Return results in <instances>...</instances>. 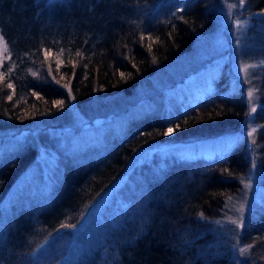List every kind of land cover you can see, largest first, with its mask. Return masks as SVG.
Wrapping results in <instances>:
<instances>
[{"label": "trees", "instance_id": "1", "mask_svg": "<svg viewBox=\"0 0 264 264\" xmlns=\"http://www.w3.org/2000/svg\"><path fill=\"white\" fill-rule=\"evenodd\" d=\"M218 2L188 0L167 17L162 0H0V31L9 52L0 78V130L30 127L43 115L52 118L58 100L81 108L93 96L131 91L155 67L187 50L196 33L213 28ZM255 4L264 9V0ZM262 51L264 57V43ZM256 85L253 144L264 184V65ZM160 104L148 99L89 149L70 153L45 195L21 186L36 146L23 141L14 150L17 142L0 138V264H27L34 247L77 223L138 153L161 143L174 147L162 162L154 158L138 168L134 189L140 190L128 188L134 206L96 264H228L224 258L195 259V242L240 191L250 148L239 139L227 147L200 141L188 149L177 143L235 131L247 114L243 85L221 66L200 97ZM171 127L174 133L165 135ZM240 238L251 257L264 264V198ZM192 240L194 245L188 244Z\"/></svg>", "mask_w": 264, "mask_h": 264}, {"label": "rangeland", "instance_id": "2", "mask_svg": "<svg viewBox=\"0 0 264 264\" xmlns=\"http://www.w3.org/2000/svg\"><path fill=\"white\" fill-rule=\"evenodd\" d=\"M162 1L168 6L167 17L177 15L188 2ZM255 1L219 0L213 28L196 33L187 50L155 67L150 75L140 78L131 91L93 96L81 108L70 103L58 105L52 118L43 115L41 120L27 128L1 129L0 138L3 140L26 141L36 146V159L26 169V179L21 183L25 191L47 194L70 153L80 154L89 149L111 128L131 118L139 105L148 99L158 98L162 107H170L200 97L213 73L222 66L243 85L246 117L228 135L177 144L192 149L193 144L200 145V141H212L216 147H227L234 145L237 139L243 140L250 148V165L240 179V191L230 197L222 216L212 220L207 231L197 233L203 238L195 242L194 258L205 263L224 258L223 262L228 264H261L251 257L249 246L240 238L244 223L261 211L264 198L262 171L253 144L257 128L253 109L259 106L257 73L264 65V9L257 10ZM8 58V48L0 31V78L3 77L2 66ZM172 145L161 143L138 153L124 173L85 210L77 223L59 229L34 247L27 256V264H96L103 245L134 206L128 188L131 192L134 190L133 193L140 190L138 187L134 189L138 168L154 158L162 162L169 148L174 147ZM182 156L191 158L187 154ZM1 223L0 243L4 237ZM194 240L188 244L194 245Z\"/></svg>", "mask_w": 264, "mask_h": 264}, {"label": "snow or ice", "instance_id": "3", "mask_svg": "<svg viewBox=\"0 0 264 264\" xmlns=\"http://www.w3.org/2000/svg\"><path fill=\"white\" fill-rule=\"evenodd\" d=\"M45 55H48V53L46 52ZM77 55H79V53H77ZM57 64L59 65V61H57ZM121 75H123V73H121ZM12 87H13L12 84L8 85L9 89H11ZM65 87H67V85H65ZM69 94H71V89H69ZM249 95H251V93H249ZM8 99L11 100L12 97L9 96ZM37 99H39V97H37ZM63 103H64L63 100H58L55 102L56 105H63ZM253 111H255V109H253ZM175 130L176 129H174L173 127L168 128L165 135H171L174 133ZM248 135H251V133H248ZM20 146H21L20 141H17V143L15 145H13V149L15 150V149L19 148ZM241 210H242V208H241ZM232 223L236 224V221H233ZM64 227H67V225H65Z\"/></svg>", "mask_w": 264, "mask_h": 264}]
</instances>
